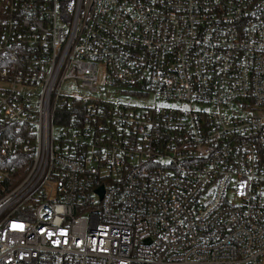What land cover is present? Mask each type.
Listing matches in <instances>:
<instances>
[{
	"label": "built area",
	"instance_id": "2783aa9c",
	"mask_svg": "<svg viewBox=\"0 0 264 264\" xmlns=\"http://www.w3.org/2000/svg\"><path fill=\"white\" fill-rule=\"evenodd\" d=\"M261 107L264 0H0V264H264Z\"/></svg>",
	"mask_w": 264,
	"mask_h": 264
},
{
	"label": "rangeland",
	"instance_id": "374dc122",
	"mask_svg": "<svg viewBox=\"0 0 264 264\" xmlns=\"http://www.w3.org/2000/svg\"><path fill=\"white\" fill-rule=\"evenodd\" d=\"M66 91L74 95L82 94V90L77 88L76 86H72ZM255 113H259L264 117V107L258 108L257 111H255Z\"/></svg>",
	"mask_w": 264,
	"mask_h": 264
},
{
	"label": "water",
	"instance_id": "95a60500",
	"mask_svg": "<svg viewBox=\"0 0 264 264\" xmlns=\"http://www.w3.org/2000/svg\"><path fill=\"white\" fill-rule=\"evenodd\" d=\"M98 191H100V192H101V190H98Z\"/></svg>",
	"mask_w": 264,
	"mask_h": 264
}]
</instances>
